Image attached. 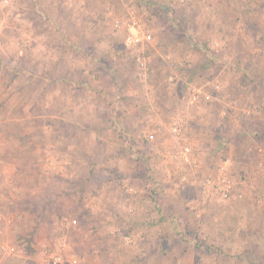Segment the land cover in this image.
<instances>
[{"label": "rangeland", "instance_id": "1", "mask_svg": "<svg viewBox=\"0 0 264 264\" xmlns=\"http://www.w3.org/2000/svg\"><path fill=\"white\" fill-rule=\"evenodd\" d=\"M0 264H264V0H0Z\"/></svg>", "mask_w": 264, "mask_h": 264}, {"label": "built area", "instance_id": "2", "mask_svg": "<svg viewBox=\"0 0 264 264\" xmlns=\"http://www.w3.org/2000/svg\"><path fill=\"white\" fill-rule=\"evenodd\" d=\"M133 25L135 26L136 24L133 23ZM139 34L141 35V38L138 36ZM150 41H151V35L150 34H142V33H138V34H131L130 33V35L125 39L126 44L128 46L131 45L133 50H135L136 52H139V53L143 49V44H149ZM137 58H138L137 60L139 62V65L143 66L144 65V59L140 60L139 56ZM173 130L177 131L178 128H174ZM185 151H186V153H188L189 149H186ZM221 184L224 185V190L223 191H225V188L229 189L230 182L228 180H226L225 177L222 178ZM223 193H224V196H226V194H225L226 192H223ZM227 193H228V190H227Z\"/></svg>", "mask_w": 264, "mask_h": 264}]
</instances>
